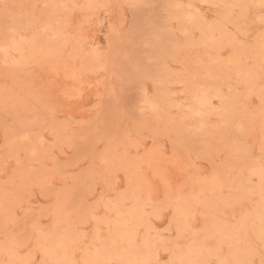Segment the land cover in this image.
Here are the masks:
<instances>
[{
	"label": "rangeland",
	"instance_id": "rangeland-1",
	"mask_svg": "<svg viewBox=\"0 0 264 264\" xmlns=\"http://www.w3.org/2000/svg\"><path fill=\"white\" fill-rule=\"evenodd\" d=\"M0 264H264V0H0Z\"/></svg>",
	"mask_w": 264,
	"mask_h": 264
}]
</instances>
